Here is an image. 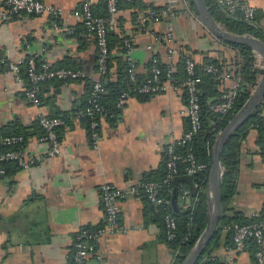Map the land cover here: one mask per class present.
Returning <instances> with one entry per match:
<instances>
[{"label":"crops","instance_id":"crops-1","mask_svg":"<svg viewBox=\"0 0 264 264\" xmlns=\"http://www.w3.org/2000/svg\"><path fill=\"white\" fill-rule=\"evenodd\" d=\"M43 1L62 9L58 30L53 28V19L45 15L18 14L11 23L0 22V134L24 135L26 157H41L28 169L9 165L7 175L0 176V264H70L77 232L105 225L100 186L110 183L127 189L142 181L159 180L165 170L166 146L179 141L189 126L187 116L181 113L187 106L184 88L133 95L124 102L118 119L101 122L97 149L90 144L85 121L73 119L59 128L61 154L44 157L49 147L38 140L42 133L37 124L38 114H71L84 104L90 83L99 79L95 37L72 12L86 2L95 14H101L104 0ZM170 1L141 2L164 7ZM247 1L256 9L258 19L254 22L264 33V0ZM171 9L173 14L150 21L141 30L137 18L147 9L127 5L119 8L109 28L113 34L111 42L109 39L110 78L114 80L123 68L126 60L122 40L129 39L135 75L141 81L150 75L154 57L167 63L166 51L172 46L185 52L197 65L214 60L222 71L231 74L230 78L218 81L214 90L221 93L231 89L238 63L242 62L238 50L209 34L186 0H173ZM170 24L173 40L156 41L154 34H163ZM29 55L52 68L83 70L90 80H73L68 86L49 81L41 94L40 106L35 107L25 95L29 87L27 78L22 74L17 80L9 66ZM178 58L172 62L175 69ZM262 63L260 56L253 55L249 67L255 74L248 86L250 93L263 74ZM215 99L216 95L208 101ZM263 106L264 97L259 113ZM182 184L187 183L175 185L181 189ZM186 205L187 200L181 196L172 200L175 210ZM119 209V223L125 231L101 238V262L96 263L90 256L84 264H172L173 254L164 238L163 216L152 211L148 200L143 196L127 197L120 201ZM263 212L264 129L250 126L240 139L235 190L222 204L221 216H237L252 222L260 219ZM231 234L223 228L219 245L212 252L215 260L221 264H255L252 242L248 241L242 250H233L226 246Z\"/></svg>","mask_w":264,"mask_h":264},{"label":"built area","instance_id":"built-area-1","mask_svg":"<svg viewBox=\"0 0 264 264\" xmlns=\"http://www.w3.org/2000/svg\"><path fill=\"white\" fill-rule=\"evenodd\" d=\"M126 2H141L144 0H124ZM119 0H105L106 16H95L89 3L82 5L72 12V16L83 22L88 32L95 37L97 47V70L99 79L92 82L89 92V107L80 110L76 114L87 116L88 134L92 148L97 149L100 140V128L103 120L118 119L119 110L124 102L133 95L138 94H161L168 90H178L184 88L187 96V106L182 110L188 118L189 127L184 132L179 142L185 143L198 134L202 127L200 115V91L199 84L201 77L196 72V63L190 57L184 60L185 76L176 78L173 60L181 53L176 48L169 46L166 51V65L160 67L158 59L153 58V66L150 75L140 84L125 90L118 96L115 107L116 110L107 111L100 104V96L104 91L100 78L108 72L109 45L107 32L112 23V17L118 12ZM171 0L168 5L158 10H149L140 15L137 19L139 29L145 30L148 22L160 20L165 15H171ZM216 6L225 14V16L240 18L252 22L255 17L256 9L247 0H215ZM18 14L27 15H45L53 19V28L59 29L58 18L62 15V9L58 6L46 4L43 0H0V22L11 23L14 16ZM173 26L170 24L163 34H154V39L158 42H168L173 40ZM122 48L127 64V74L130 81L135 80L136 63L132 56V44L129 39L122 40ZM10 70L17 80L25 74L29 87L25 92L27 100L31 105L39 107L41 104L40 94L46 88L45 82L49 80H59L63 86H68L69 82L76 79L89 78V74L79 69L70 68H52L45 62L38 63L36 56L29 55L22 60L9 63ZM263 66V65H262ZM204 71L214 76L217 81H222L231 77L229 72L214 64L204 65ZM240 78L237 76L231 89L222 91L218 101L211 104L210 108L216 114L225 116L233 104L234 97L238 88ZM254 89V88H253ZM252 89V90H253ZM251 91V90H250ZM249 91V92H250ZM260 124L264 126V106L263 111L259 113ZM37 124L42 130L38 138L40 142L46 143L48 149L44 157H54L61 154V138L58 129L66 124V119L60 116H49L39 113ZM24 137L18 134L0 136V176L5 175L4 164L13 162L21 169H28L40 161L39 155L26 157ZM188 149L184 156H181L175 150V143L168 144L165 148L166 172L162 183L147 181L129 186L127 189H121L110 183H103L100 188V196L104 208L105 225L95 229H80L73 243V257L71 264H84L90 256L96 263H100L102 256L98 251V242L106 234L123 233L124 227L119 223V203L131 196H141L143 194L155 208H166L170 201L166 197L159 195L160 186H165L170 190V184L176 176L188 175L194 180V177L200 173L209 170L207 164L196 160L193 153ZM183 161L182 171L179 168V162ZM182 172V174H180ZM189 190L183 189L181 197L189 202ZM195 200V199H194ZM165 235L168 240L175 236L177 223L175 218L166 213L164 215ZM224 229L232 232L233 250H242L248 241H253L255 245L254 258L256 264H264V212L260 219L248 223L234 221L224 226ZM177 254V251L175 252ZM173 255V261L175 258Z\"/></svg>","mask_w":264,"mask_h":264},{"label":"trees","instance_id":"trees-1","mask_svg":"<svg viewBox=\"0 0 264 264\" xmlns=\"http://www.w3.org/2000/svg\"><path fill=\"white\" fill-rule=\"evenodd\" d=\"M186 1H187L188 8L190 9V11L195 13L193 1L192 0H186ZM205 3L208 6L211 15L216 21L223 23L228 28L235 30L239 34H244V33L250 34L258 38L264 43V33L257 28V24L256 22H254V21H257L258 19V15L256 12H255V17L252 20V22H248L240 18H233V17L225 16V14H223L219 10V8L216 6L215 0H205ZM123 5L138 6L140 9L146 8L147 11L158 10V9L163 8V7H155V6H146L144 5L143 2H131L130 3L124 0H119L118 9ZM105 11H106L105 0H104V6H103L101 14H95L92 10L95 16H106ZM84 28L88 32L85 26ZM112 36L113 34H111V30L108 29L107 39H108V45L110 49L112 45L111 43H109V39L111 42ZM228 45L235 47L238 50L240 57L242 58V62L238 63L237 70L234 73V78L239 76L240 81L238 84L236 95L233 100L232 107L230 108V110L227 112L225 116H220L211 110L210 105L218 101V97L220 93H217V91L214 90V85L218 81L214 78L212 74L204 71V65H207V64H214L216 66L218 65L216 64L214 60H211V59L206 60L201 65L196 64V72L200 75L201 80H202V82L199 84L200 115H201L202 127H201L200 132L196 134L191 140L185 143H182L179 141L175 143V150L181 156H184L186 152L188 151V149L191 148L190 151L193 153L196 160L207 164L208 168L210 167V163H211V148L214 143V140L217 137L218 133L226 126L228 121L233 117L236 111L239 110L241 106L244 104V102L247 100L249 93H250L248 90V86L252 83V80H254V74H255L254 70H252V68L249 67L250 61L253 59L252 51L245 46L233 45V44H228ZM181 53L182 54L181 56H179L178 61L176 63V67H178L175 69V74H174L176 78H182L183 76H185L184 60L185 58L188 57V55H186L185 52L183 51H181ZM108 61H109L108 62V72L106 75L100 78V81L103 84L104 91L101 94L99 101H100L101 106L109 112V111L116 110L115 103L121 92L125 90H129L133 86L138 85L142 83L143 81L139 80V77L137 75L135 76L134 81H130L128 79L126 61L123 63V68L117 71L116 78L114 80L111 79L109 76V69L111 66L110 54H109ZM158 65L160 67H164L166 63L163 64V63L158 62ZM152 66H153V63H152ZM23 76H25V74H23ZM83 80H90V79L85 78ZM49 81H52V80H49ZM49 81L45 82V84L47 85ZM91 86H92V82L90 83L87 98L84 104L78 107L77 109H75L74 112H72L71 114L67 116H60V117L65 118L67 122L68 120L76 119L75 117L78 111L85 110L86 108H88L89 107L88 99H89V92H90ZM43 92L44 90L41 92V94ZM41 94H40V101H41ZM145 95H149V94H138L137 96H145ZM215 95L217 96V99H215L212 102H209L208 99ZM77 119L85 121L87 130H88L87 116H79V118ZM250 126H255V127L264 129V126L260 124L259 110H257L246 123H244L237 129V131L225 143L223 150L221 152L220 162L223 168V175H222V182H221V203L222 204L226 203L230 195L235 190L236 172H237L238 160H239L240 139L242 138V135L244 134V132ZM14 134L22 135L19 133H14ZM58 134H59V129H58ZM3 135H12V134L10 133L0 134V136H3ZM22 136L24 137V140H25V136L24 135ZM24 144H25V141H24ZM165 160H166V153H165ZM9 165H12L15 168L20 169L13 162L6 163L4 164V168H5L4 176L7 175ZM183 166H184V162L180 161L179 162L180 171H182ZM164 168L165 170L161 174V178L159 180H147V181H154V182L162 183V180L166 172V167ZM180 174H182V172H180ZM207 175H208V170L206 169L205 171L198 173L194 177L192 185L182 184L183 186L181 189H179L178 185H175L173 181L170 184V190H168V188H166L165 186H160L159 191H158L159 195L162 197L168 198L170 201L169 205L166 208H155L148 201L149 204L151 205L152 211L155 213H158L160 216H163V220H164V215L166 213L171 214L176 220L177 227L175 231V236L170 240L166 238L165 225L163 223L164 238L167 242V245L172 251L173 255L177 251V254H175L173 264H181V262L183 261L185 256L189 253V251L191 250V248L193 247L196 240L198 239L201 232L206 226L207 198H206L205 189H206V183H207ZM147 181H142V182H147ZM183 189H188L190 192L189 202L187 203L185 208L175 210V208H173L172 206V200L173 199L176 200L178 197H180ZM141 196L145 197L143 194H141ZM234 221L248 223L247 221L240 220L239 218H237V216L227 217L225 215H222L220 217L219 224H218L217 230L213 238L211 239L206 249L203 251V253L199 257L196 264H221L215 260L214 256L212 255V252L219 245L220 235H221V232L224 226L229 225ZM251 242H252L251 249L252 250L254 249L253 250V255H254L255 245L253 241ZM226 246L227 247L232 246V234L231 236L230 235L227 236ZM71 263H72V260H71Z\"/></svg>","mask_w":264,"mask_h":264},{"label":"water","instance_id":"water-1","mask_svg":"<svg viewBox=\"0 0 264 264\" xmlns=\"http://www.w3.org/2000/svg\"><path fill=\"white\" fill-rule=\"evenodd\" d=\"M192 1L198 19L209 34L226 44L241 45L249 48L253 55L256 57L260 56L264 63V43L261 40L247 33L239 34L223 23L216 21L211 15L205 0ZM262 70L263 74L247 100L214 140L206 183L207 223L181 264H196L217 230L222 210L221 182L223 168L220 162V155L228 139L253 116L262 102L264 97V65ZM181 181L188 185L193 183L192 178L188 175L176 176L173 179L174 184H178Z\"/></svg>","mask_w":264,"mask_h":264}]
</instances>
